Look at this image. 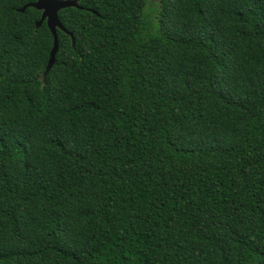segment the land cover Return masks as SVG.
<instances>
[{"label": "trees", "instance_id": "16d2710c", "mask_svg": "<svg viewBox=\"0 0 264 264\" xmlns=\"http://www.w3.org/2000/svg\"><path fill=\"white\" fill-rule=\"evenodd\" d=\"M37 1L0 0V264H264V0H72L53 66Z\"/></svg>", "mask_w": 264, "mask_h": 264}, {"label": "water", "instance_id": "95a60500", "mask_svg": "<svg viewBox=\"0 0 264 264\" xmlns=\"http://www.w3.org/2000/svg\"><path fill=\"white\" fill-rule=\"evenodd\" d=\"M34 8L38 11L42 12L41 21L38 23V27L43 25V23H47L50 31L54 36V47L51 52L50 58V66H53L55 63V58L59 51V40L57 30L60 29L65 31L60 19L59 13L62 10L69 8H79V5L76 1L68 0V1H57V0H38L36 3L30 4L23 8L21 12H25L27 8ZM74 41V40H73Z\"/></svg>", "mask_w": 264, "mask_h": 264}, {"label": "rangeland", "instance_id": "374dc122", "mask_svg": "<svg viewBox=\"0 0 264 264\" xmlns=\"http://www.w3.org/2000/svg\"><path fill=\"white\" fill-rule=\"evenodd\" d=\"M159 0H148V9L152 10L153 6H158Z\"/></svg>", "mask_w": 264, "mask_h": 264}]
</instances>
